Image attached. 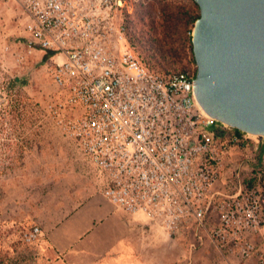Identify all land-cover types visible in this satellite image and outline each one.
I'll use <instances>...</instances> for the list:
<instances>
[{"label": "built area", "instance_id": "1", "mask_svg": "<svg viewBox=\"0 0 264 264\" xmlns=\"http://www.w3.org/2000/svg\"><path fill=\"white\" fill-rule=\"evenodd\" d=\"M129 0H0L18 34L15 64L50 61L48 114L90 164L105 200L142 215L172 239L193 225L224 264H264V150L254 136L214 121L198 105L196 65L151 69L130 43ZM239 153L244 177L227 156ZM211 220V222H210ZM40 225L23 233L33 243Z\"/></svg>", "mask_w": 264, "mask_h": 264}, {"label": "rangeland", "instance_id": "2", "mask_svg": "<svg viewBox=\"0 0 264 264\" xmlns=\"http://www.w3.org/2000/svg\"><path fill=\"white\" fill-rule=\"evenodd\" d=\"M165 3L199 10L194 0H144L156 18ZM180 16L183 12L178 13ZM0 22V264H55L39 251L38 241L24 242L23 233L33 225H40L44 233L89 197L101 195V191L74 140L48 114L56 92L50 61L43 53L35 52L25 63L15 64L18 32ZM192 27L185 25L181 31L183 58L173 68L195 65L189 48ZM26 96L34 102L31 107L22 106L28 104ZM233 161L244 177L251 172L250 164L239 153L233 152ZM134 217L142 222L141 231H147L140 244L152 241L157 247L150 258L141 253L142 264L152 260L155 264H224L208 238L189 252V242L195 240L193 225L167 239L142 215Z\"/></svg>", "mask_w": 264, "mask_h": 264}, {"label": "water", "instance_id": "3", "mask_svg": "<svg viewBox=\"0 0 264 264\" xmlns=\"http://www.w3.org/2000/svg\"><path fill=\"white\" fill-rule=\"evenodd\" d=\"M193 92L214 121L264 142V0H194Z\"/></svg>", "mask_w": 264, "mask_h": 264}, {"label": "crops", "instance_id": "4", "mask_svg": "<svg viewBox=\"0 0 264 264\" xmlns=\"http://www.w3.org/2000/svg\"><path fill=\"white\" fill-rule=\"evenodd\" d=\"M0 20L10 28L7 15ZM232 159L233 155L226 158L229 162ZM140 223L101 195L91 196L44 231V238L36 242L39 251L55 264H142L141 253L150 258L157 247L152 241L140 244L147 233L141 231ZM145 264L155 263L152 260Z\"/></svg>", "mask_w": 264, "mask_h": 264}, {"label": "trees", "instance_id": "5", "mask_svg": "<svg viewBox=\"0 0 264 264\" xmlns=\"http://www.w3.org/2000/svg\"><path fill=\"white\" fill-rule=\"evenodd\" d=\"M194 6L198 10L196 3ZM149 7L144 4V0H129L127 2V6L124 8V24L130 43L142 55L145 63L155 71L187 70L189 67L186 68L183 65H181V69L172 66L182 62L183 50L181 49L183 46L182 42H179L181 31L185 25L192 24L193 26L199 16V10L195 12L192 7L184 8L180 5L173 7L171 4L165 3L161 15L156 18ZM179 12H183V16L178 18ZM176 22L179 25H176ZM189 48L192 52L191 45ZM48 56L49 53L45 54L46 58ZM25 98L28 104L22 106L31 107L34 104L32 98L28 96ZM262 149L264 150V142Z\"/></svg>", "mask_w": 264, "mask_h": 264}]
</instances>
